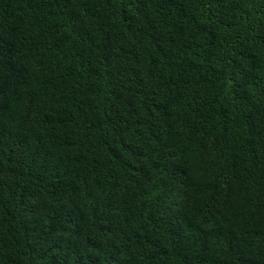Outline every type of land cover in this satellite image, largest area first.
<instances>
[{
	"label": "trees",
	"instance_id": "1",
	"mask_svg": "<svg viewBox=\"0 0 264 264\" xmlns=\"http://www.w3.org/2000/svg\"><path fill=\"white\" fill-rule=\"evenodd\" d=\"M0 264H264V0H0Z\"/></svg>",
	"mask_w": 264,
	"mask_h": 264
}]
</instances>
